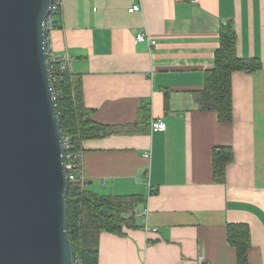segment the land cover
Instances as JSON below:
<instances>
[{"label": "crops", "instance_id": "crops-1", "mask_svg": "<svg viewBox=\"0 0 264 264\" xmlns=\"http://www.w3.org/2000/svg\"><path fill=\"white\" fill-rule=\"evenodd\" d=\"M57 4L48 45L81 81L91 120L110 130L83 142L85 189L142 199L136 226L101 233L99 264H196L202 254L238 264L231 224L249 227V264H264V0ZM227 24L238 56L261 68L233 73V122L221 123L199 100ZM154 120L166 130L152 132ZM217 148L234 153L223 184Z\"/></svg>", "mask_w": 264, "mask_h": 264}, {"label": "water", "instance_id": "water-1", "mask_svg": "<svg viewBox=\"0 0 264 264\" xmlns=\"http://www.w3.org/2000/svg\"><path fill=\"white\" fill-rule=\"evenodd\" d=\"M55 1L0 0V264H75L46 29Z\"/></svg>", "mask_w": 264, "mask_h": 264}, {"label": "trees", "instance_id": "trees-1", "mask_svg": "<svg viewBox=\"0 0 264 264\" xmlns=\"http://www.w3.org/2000/svg\"><path fill=\"white\" fill-rule=\"evenodd\" d=\"M60 64L57 61L52 69L57 113L63 136L68 140L67 155L70 154L75 163H80L83 142L101 133H109L110 130L91 120V111L85 106L81 81L73 77L68 69L60 72ZM260 68L259 60L238 56L236 31L232 24L225 25L221 32V44L216 52L215 68L208 73L205 89L201 93L202 109L215 111L221 123L233 122V73H254ZM233 160L231 148L214 150L213 170L217 183H225L227 166ZM141 201V197L137 196L97 195L88 192L81 183L69 181L68 231L74 258L79 260V264H99L101 233L123 235L124 227L136 226L134 215ZM228 240L237 250L238 264H249V227L231 224L228 228Z\"/></svg>", "mask_w": 264, "mask_h": 264}, {"label": "built area", "instance_id": "built-area-1", "mask_svg": "<svg viewBox=\"0 0 264 264\" xmlns=\"http://www.w3.org/2000/svg\"><path fill=\"white\" fill-rule=\"evenodd\" d=\"M140 10L141 7L139 5H134L129 9V13H137L140 12ZM57 11H58V4L56 0L54 6L51 9L50 16L48 17L46 23V29L48 33L54 28V15L57 13ZM147 40H148V36L146 34L144 33L137 34L138 42H144ZM151 44L155 45L156 42L152 41ZM48 55H49L51 75H53V71H52L53 64H55L57 61L61 62L59 66L60 72H64L68 69L67 63L64 60L58 58L56 54L53 52V50L49 47V45H48ZM166 128H167V124L162 120H158V121L154 120L151 123L152 132H158V131L162 132L165 131ZM64 145H65L66 172H67L68 181L79 182L82 185H85V177L82 171V161L80 160V163H75L72 160V156L70 154L67 155V150H69V145H68V140L66 138H64ZM67 159L69 160L68 162ZM74 263L79 264L80 262L79 260L74 258ZM196 264H208L203 254L197 258Z\"/></svg>", "mask_w": 264, "mask_h": 264}, {"label": "rangeland", "instance_id": "rangeland-1", "mask_svg": "<svg viewBox=\"0 0 264 264\" xmlns=\"http://www.w3.org/2000/svg\"><path fill=\"white\" fill-rule=\"evenodd\" d=\"M134 217L136 218V214L134 215Z\"/></svg>", "mask_w": 264, "mask_h": 264}]
</instances>
